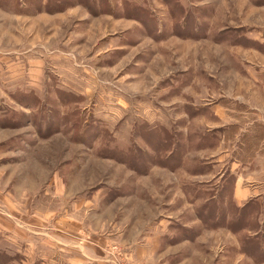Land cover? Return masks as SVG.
<instances>
[{"label": "rangeland", "instance_id": "rangeland-1", "mask_svg": "<svg viewBox=\"0 0 264 264\" xmlns=\"http://www.w3.org/2000/svg\"><path fill=\"white\" fill-rule=\"evenodd\" d=\"M129 1L0 0V264H264V0Z\"/></svg>", "mask_w": 264, "mask_h": 264}, {"label": "crops", "instance_id": "crops-1", "mask_svg": "<svg viewBox=\"0 0 264 264\" xmlns=\"http://www.w3.org/2000/svg\"><path fill=\"white\" fill-rule=\"evenodd\" d=\"M129 2H132L131 0ZM133 2H136L134 0ZM137 4V2H136ZM128 5H131V3H128ZM130 21V20H129ZM138 22L140 21L136 19H132L131 22L128 25V27H133V25H139ZM115 23L116 28L119 27V22L118 21H113ZM30 63V68L28 69V77L32 80V84L34 87L38 88L39 84H41L44 79H45V68L46 65L48 64L42 59H35V60H29ZM262 151L259 150L255 155L257 161V165L259 162V158H262L260 156H263L264 158V152L260 153ZM251 163H247L245 166H248L247 170L249 172L244 175L243 173H232L231 171L229 172V175L234 176L233 180V190H232V200L235 203V206L240 208L243 212L246 208L253 206L254 208L260 207V209L264 208V166L263 170L259 171L257 170L259 167L256 169H251L249 168ZM241 166H243L241 164ZM233 168V167H231ZM245 169L242 167V170ZM225 174H222V176ZM221 176V180L218 181L217 183H222L223 179ZM242 213H240L241 216ZM260 221L259 222H264V215L259 216ZM240 219H242L240 217ZM261 245H258L257 247H252L250 249L251 254H257V253H262L264 254V248H261Z\"/></svg>", "mask_w": 264, "mask_h": 264}]
</instances>
